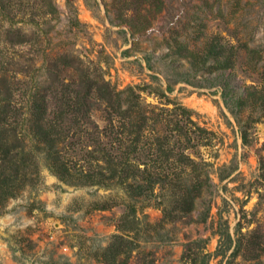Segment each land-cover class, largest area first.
<instances>
[{
  "label": "rangeland",
  "instance_id": "obj_1",
  "mask_svg": "<svg viewBox=\"0 0 264 264\" xmlns=\"http://www.w3.org/2000/svg\"><path fill=\"white\" fill-rule=\"evenodd\" d=\"M85 76L130 111L119 146L102 106L79 117L98 147L120 158L141 127V149L101 163L99 184L77 161L96 145L77 125L48 146L29 114L39 92ZM9 101L30 167L0 199V264H264V0H0ZM135 165L149 171L134 182ZM152 168L163 183H147Z\"/></svg>",
  "mask_w": 264,
  "mask_h": 264
},
{
  "label": "trees",
  "instance_id": "obj_2",
  "mask_svg": "<svg viewBox=\"0 0 264 264\" xmlns=\"http://www.w3.org/2000/svg\"><path fill=\"white\" fill-rule=\"evenodd\" d=\"M60 71L61 69L59 68L55 73V77H58ZM85 77V80L82 81L83 83L81 84V81H70L69 83L57 84L58 86H62H55L56 88H51L49 86V88H46V91L44 93L39 92L38 96L34 97L31 101L29 114L32 117L33 124L35 126L34 128L36 129V133L38 136H42L43 138H45L44 142H46L48 146H51L52 144L60 140H63L62 142H64L66 138L69 137L70 132L75 131L72 129L73 125L70 124L74 123L77 125L80 120L79 117L89 120L88 118L94 106L103 107V109H101V111L105 114V118L103 120L107 124L104 127L106 132L105 136L111 138L112 135V140L114 139V143L118 146L123 143V139L121 138L120 134H122L123 129L129 130L128 125H125V121H127L128 119L127 113L129 109L126 110L123 108L125 100L123 99V94L125 92H115L113 88H110L109 84H100L96 81L89 80L88 76ZM166 90L169 91L171 89L168 86ZM178 109L187 112L186 109L180 106ZM174 111L175 110H173V112ZM18 116L19 113L17 112V108H14L11 105L10 101L0 104V199L7 197V195L11 192L9 191L11 189L8 188V186L10 185H7V183L14 184L15 182H17V180H19L20 178L19 174H21V172L23 171L25 172L30 167L24 157V149L19 145L16 136L12 137V133L15 128L12 127V125H17V123L15 122ZM10 118H12L13 120L11 121ZM130 125L133 124L130 123ZM77 126L79 128L76 130L77 132L75 133V136H81V134H84L88 137V140L92 141V144H96L91 151L86 152L83 159L81 158L77 160L85 164L86 168L88 169V171L85 173V176L93 184H99L101 182V176H105V169H103L102 164L111 165L113 163H117L118 165H125L126 162H128L126 161V159L128 158V154L130 153L129 151L132 148L134 150H132L131 152H136L137 150L141 149V146H138L140 141L139 135L141 132L140 126H137V134L133 139H131V141L135 145L130 146L125 154L124 150L120 151V158L116 157V155L113 154V150L111 152L105 147H98L100 144L99 142L95 141L96 139L92 137V133L90 131H87L86 128L82 130L81 125ZM175 128L176 129L174 130L177 131L178 135H181L182 131L184 134H186V132H188L189 130L185 128L184 125H176ZM194 130V134L198 136L199 134L206 132L199 127ZM199 138H201V136ZM198 144H201L200 146H203V143ZM86 156L88 157L86 158ZM69 162H73L74 166L71 164L67 168L69 169V167H73L75 170L77 167L76 161H63V164L61 165L67 166V164H70ZM125 167L130 168L129 165H126ZM132 169L134 170L133 173L130 174V172H127V175L133 178L132 180H134V182L137 175H140V173L142 172L149 171L147 165H144L143 170H140L138 165L132 166ZM151 170V172H154L153 168ZM155 174L156 175L153 176L152 173L148 172V184L151 185L163 183L161 177L162 175H157V172ZM135 185V189L138 191V195H140L142 192V184H139L137 182ZM197 187H200V184H194V188ZM199 245L200 243H190L189 245H187L183 254L184 257L188 258L190 255H192L191 251ZM201 251L202 250L199 249L198 253L201 254ZM195 255L196 253H194V255L192 256ZM206 256L207 255L205 254V257ZM196 259L197 258H195V260Z\"/></svg>",
  "mask_w": 264,
  "mask_h": 264
}]
</instances>
